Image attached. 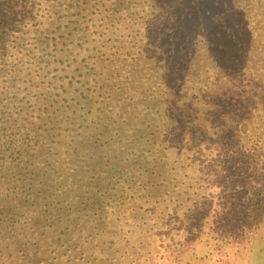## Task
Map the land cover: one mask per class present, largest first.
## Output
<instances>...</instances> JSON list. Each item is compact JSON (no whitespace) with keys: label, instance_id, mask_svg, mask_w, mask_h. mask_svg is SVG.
Wrapping results in <instances>:
<instances>
[{"label":"rangeland","instance_id":"1","mask_svg":"<svg viewBox=\"0 0 264 264\" xmlns=\"http://www.w3.org/2000/svg\"><path fill=\"white\" fill-rule=\"evenodd\" d=\"M18 1L0 0V29L8 20L10 29L30 36L43 9L50 6L52 12L59 1L71 0H37L43 2L37 16L28 1ZM72 2L82 11L81 23L95 33L91 36L105 33V58L128 53V63L120 59L121 69L135 84L102 85L103 92L111 90L110 112L98 104L87 113L92 104H85L80 113L98 124L100 142L72 155L83 166L78 175H52L39 198L29 196V204L17 209L24 224L3 232L0 223L4 259L9 264H264V219L245 239L238 234L237 243L221 231L229 221L242 224L253 211L264 214L253 201L232 198L235 183L250 179L226 178L214 169L233 145L264 151V0L232 6L223 23L206 17L194 27L187 20L183 27L190 38L175 42L167 36L154 47L167 53L176 44L177 53L158 57L134 47L139 25L119 22L114 13L104 21L109 26L101 24L113 1L102 0L105 7L93 0ZM1 37L9 33H0L5 43ZM202 156L206 169L199 168ZM0 182L5 193L14 183ZM258 191L264 206V188Z\"/></svg>","mask_w":264,"mask_h":264},{"label":"trees","instance_id":"2","mask_svg":"<svg viewBox=\"0 0 264 264\" xmlns=\"http://www.w3.org/2000/svg\"><path fill=\"white\" fill-rule=\"evenodd\" d=\"M10 1L14 0H6ZM26 1L29 2L30 11L37 16L43 2L19 0L18 3L26 5ZM72 1L80 2L59 1V4H53L52 12L47 11L51 9L50 6L43 9L38 21L33 24V35L27 36L14 28L10 29L12 22L8 20L0 29V33H9V37H1L5 43H0V64L5 66L0 68V181L8 185L14 182L6 190L7 193L0 184V215H3L0 223L3 232H14L15 228L25 223L22 213L18 217L17 209L29 204L30 195L39 198L43 192L41 188L51 180L52 175L72 179V175L83 171V166L76 163L77 159L72 158V155L78 150L84 151L86 147L91 149L100 142L98 136H101L95 132L99 129L98 124L80 113L86 110L85 104H92L87 108V113L96 110L94 105L98 104L110 112L112 106L108 101L112 97L111 90L104 89L103 92L102 85H122V82L125 85L135 84L132 74L126 76V69H121L125 64L122 65L120 59L123 57L124 62L128 60V53L118 51L123 55L118 56L114 52L110 58H105L102 51L106 42L105 33L91 36L95 33L89 32L81 23L78 16L82 11H77V4ZM101 1L93 0L94 5ZM108 1L113 2L106 7L100 3L105 7L101 24L109 26L104 21L109 20L114 13L115 16L120 15L119 22L132 21L136 29L139 25L141 38L134 41V47L138 45L140 52L152 51L150 53H156L158 57L161 54L177 53L176 44L169 45L167 53L162 48L154 47L167 36L170 37L169 41L175 42L185 36L190 38L191 33L183 27L187 20H191L194 27L203 24L206 17L223 23L229 8L245 0ZM199 10L201 14L196 15L195 12ZM10 11H7V16ZM204 12L205 16L202 15ZM53 16L55 19L49 22ZM71 23L72 26L66 31ZM93 25L95 23L88 27ZM201 30L204 31L203 27ZM107 36L109 41L110 36ZM12 57L13 61L10 62ZM102 60H105L103 65L100 64ZM31 88L37 91L32 93ZM103 112L101 109L100 113ZM101 126L107 129L106 124ZM106 142L101 140L99 144ZM222 158L224 161H218L214 167L215 173L220 172L226 178L244 176L250 179V183L246 180L244 184L238 181L235 183L232 198H245L249 203L253 201V207L261 206V211H264L261 201L256 199L261 193L258 189L264 188V151L260 149L257 152L255 147L245 145L236 149V145H233L227 153L222 154ZM201 160L203 162L199 168L206 169L209 165L206 156H202ZM238 218H242V211ZM248 219L251 222L244 223ZM248 219L244 217L242 224L229 221V231L221 228L224 231L223 238L232 235L237 243L242 234L241 239H245L247 233L255 229L256 223L263 222L264 214L253 211ZM0 254L4 255L0 256V263L9 264V259H4L8 254L1 251Z\"/></svg>","mask_w":264,"mask_h":264}]
</instances>
